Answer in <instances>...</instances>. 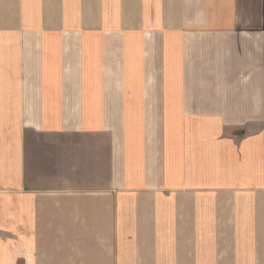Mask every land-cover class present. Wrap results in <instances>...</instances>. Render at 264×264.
I'll use <instances>...</instances> for the list:
<instances>
[{
	"label": "crops",
	"instance_id": "0c3cea01",
	"mask_svg": "<svg viewBox=\"0 0 264 264\" xmlns=\"http://www.w3.org/2000/svg\"><path fill=\"white\" fill-rule=\"evenodd\" d=\"M0 264H264V0H0Z\"/></svg>",
	"mask_w": 264,
	"mask_h": 264
}]
</instances>
